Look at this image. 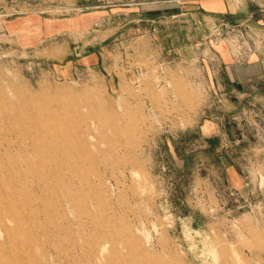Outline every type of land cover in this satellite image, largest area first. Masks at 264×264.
Returning <instances> with one entry per match:
<instances>
[{"label": "rangeland", "instance_id": "rangeland-1", "mask_svg": "<svg viewBox=\"0 0 264 264\" xmlns=\"http://www.w3.org/2000/svg\"><path fill=\"white\" fill-rule=\"evenodd\" d=\"M241 23L264 0H0V264H264Z\"/></svg>", "mask_w": 264, "mask_h": 264}, {"label": "crops", "instance_id": "crops-1", "mask_svg": "<svg viewBox=\"0 0 264 264\" xmlns=\"http://www.w3.org/2000/svg\"><path fill=\"white\" fill-rule=\"evenodd\" d=\"M223 7L225 8V5H223ZM195 11L198 13L199 9L197 8ZM211 12V14L220 13L218 11ZM206 13L209 14V11H206ZM262 33L264 36V28ZM226 51L225 54H220L218 56L221 63V77L220 79L216 78L215 80L216 85L218 84L217 88L221 86L223 95H245L246 87H248L249 83H254L264 77V48L251 53L245 60H236L237 62L231 57L227 48ZM134 72L135 71L133 70V73L129 74L130 79L135 77ZM106 78L109 80V84L113 83L110 75L107 74ZM219 81L221 82V85L219 84ZM114 85L117 87V82Z\"/></svg>", "mask_w": 264, "mask_h": 264}, {"label": "built area", "instance_id": "built-area-1", "mask_svg": "<svg viewBox=\"0 0 264 264\" xmlns=\"http://www.w3.org/2000/svg\"><path fill=\"white\" fill-rule=\"evenodd\" d=\"M239 26H244V33H242V30H238V38L236 37V40L233 42L234 45L236 43L235 46L233 45L236 49L233 52L237 53V56L234 53L233 56L235 58L238 57L240 60H245L251 53L264 48V36L258 27H252L243 23ZM245 28H247V31H245Z\"/></svg>", "mask_w": 264, "mask_h": 264}]
</instances>
